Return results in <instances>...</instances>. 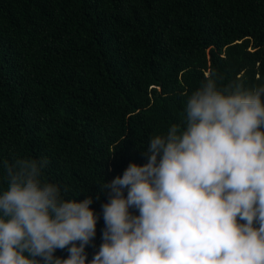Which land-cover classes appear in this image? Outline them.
<instances>
[{
  "label": "trees",
  "instance_id": "16d2710c",
  "mask_svg": "<svg viewBox=\"0 0 264 264\" xmlns=\"http://www.w3.org/2000/svg\"><path fill=\"white\" fill-rule=\"evenodd\" d=\"M207 71L264 86V0H0V189L2 161L46 157L66 199H93L88 264L100 185L147 163Z\"/></svg>",
  "mask_w": 264,
  "mask_h": 264
},
{
  "label": "clouds",
  "instance_id": "9594fccd",
  "mask_svg": "<svg viewBox=\"0 0 264 264\" xmlns=\"http://www.w3.org/2000/svg\"><path fill=\"white\" fill-rule=\"evenodd\" d=\"M218 79L207 71L184 93L182 125L150 138L146 164L100 185L103 242L88 264H264V86ZM48 165L2 161L0 264H86L93 199H66Z\"/></svg>",
  "mask_w": 264,
  "mask_h": 264
}]
</instances>
